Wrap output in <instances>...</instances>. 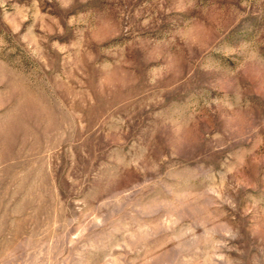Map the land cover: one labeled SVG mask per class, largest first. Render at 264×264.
<instances>
[{
  "label": "rangeland",
  "instance_id": "1",
  "mask_svg": "<svg viewBox=\"0 0 264 264\" xmlns=\"http://www.w3.org/2000/svg\"><path fill=\"white\" fill-rule=\"evenodd\" d=\"M0 264H264V0H0Z\"/></svg>",
  "mask_w": 264,
  "mask_h": 264
}]
</instances>
